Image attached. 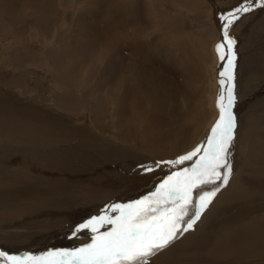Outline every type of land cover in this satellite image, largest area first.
Here are the masks:
<instances>
[{
	"label": "bare ground",
	"instance_id": "6f19581e",
	"mask_svg": "<svg viewBox=\"0 0 264 264\" xmlns=\"http://www.w3.org/2000/svg\"><path fill=\"white\" fill-rule=\"evenodd\" d=\"M6 1L7 6L10 5L9 7L16 3L25 6L26 1L29 2V0ZM159 1L147 0L146 11L144 12L142 9L145 16L141 13L143 7L140 4H136L132 8L133 10H130L133 12L130 17L126 13L113 14L110 9V14L116 17L117 23L114 36L111 35L112 33L106 32L108 22H111L113 18L107 10L100 9L98 11L96 16L100 18L96 20V24L99 27L96 30L93 29L91 37H93V47L101 46L102 50L105 49L104 54L94 57L96 61H102L103 65L100 63L96 67V63H94V67L85 79L86 85L79 88V91L83 93L82 98L68 90L73 86L77 87L78 84L65 83L66 75L58 78L54 76L61 94L56 97L55 107L47 106L46 109L29 104L31 101L25 102L28 105L20 104L22 99H20L19 93L4 84L5 82L0 85L1 88H7V91L3 93L6 94L0 97L1 202L10 199L24 200L34 196L38 198L39 194L42 196L49 194L52 197L50 199L56 201L61 194L59 183L62 171H59V166L69 167L80 159H82L80 165H83V169L90 174L86 177L88 183H94L100 179L106 180L108 186L107 189H104L105 193L108 192L112 195L118 191L116 196L119 197L115 198L114 203H121L125 200L129 202L128 198L130 197L131 200H135L138 199L137 197L149 194L154 190L153 186L169 174L168 166L155 167L157 161L174 160L178 156L192 151L204 140L215 122L217 113L214 114L211 108L209 118L205 117L206 114H203V117L200 114L194 116L196 102L191 101L190 98L187 100L188 94L185 86L181 83L184 80L183 77V80H179V82V78L175 79V83L172 79L169 81L166 76V72H170L172 77L173 75L175 77L174 73L178 70L177 67L181 68L180 65L184 60L183 57H174V52L182 51L180 42L175 40L177 39L175 36H183L180 33L182 22L185 20V16L182 15L183 13L181 14L182 8L184 7V11L188 10L194 7L191 5H199L201 0H177L178 4H165L162 9L156 5ZM206 1L209 6V14H205L201 9L200 15L212 22L209 17L210 13H213L214 9L216 11L218 6L213 3V0ZM233 2L238 3L239 1L233 0ZM238 5L236 4V6ZM135 8L137 9L135 10ZM154 11H158V14ZM167 13L177 15L174 19H169ZM243 16L247 17V15ZM152 17L156 18L157 26H152L155 22L151 25L148 24ZM215 18L216 15L213 18L215 22H213L217 26L218 21ZM249 18L247 17L248 20ZM214 25H211L212 30H214ZM215 29L216 37L211 40L209 46L211 52L213 41L219 38L218 28L215 27ZM212 30L208 27L206 34L209 35ZM261 30L259 39L254 44V39L252 43L243 44L244 49L240 51L244 57L242 56V58L240 55H238L239 58L236 57L234 92L237 100L233 107V113L236 117L237 127L231 146L233 152L230 149L232 175L229 183L217 194L212 204L194 225L193 230L185 233L171 247L152 258L151 264L159 262L164 264H264V33L263 29ZM153 32L156 33L155 37H152ZM259 32L258 30L253 32L254 34H251L252 32L250 34L255 37ZM144 33L145 35H143ZM127 35L132 37L128 39ZM2 39L4 40V38ZM167 39L171 41L169 49L162 44V41ZM204 41L201 42L202 46L205 45ZM113 43L116 45L113 46ZM9 47L7 46V48ZM163 50H166L165 53L169 57L165 62H163L165 57ZM9 52H11L10 49ZM212 55L214 64L218 55L214 51ZM190 56L191 53H189ZM206 57H208V52ZM51 59L53 61H51V68L55 67L57 72L62 66V58ZM190 60L197 63L195 59ZM171 63L172 65H170ZM222 66L219 70L217 69V74L216 71L215 73L210 71V76H208L209 73L205 76L207 84L210 82L209 84L212 86L211 90H215L212 103L216 93V79L219 78V72L223 70ZM196 73L197 65L193 68L192 75ZM112 76L113 78H111ZM199 76L201 73L196 74L193 80H200ZM93 79H96V83L91 85ZM14 80L18 81V78H14ZM190 88L192 89L191 85ZM50 91L52 92L53 89ZM202 103L200 101L199 109L203 106ZM92 104H94V108L89 107ZM84 105H89L87 111L91 113L98 109L101 122L104 125H109L111 122L112 128L95 123L93 125L89 115H80L79 112L86 107ZM77 108H81V111ZM76 110L78 113L74 112ZM52 113H54L53 116L50 115ZM204 118L206 119L204 120ZM114 141H117V145ZM165 144L167 147L182 146H179L174 154L172 149H165L158 153L159 150L166 148ZM142 146H144L143 149ZM96 147L100 154H105L102 159L111 161V163L101 165V169L109 171L107 175H103L99 171L98 164H95L96 161L93 163L91 160H86L88 157H95ZM110 147L113 148L111 154L108 153ZM241 149L244 153H241ZM188 164L190 162H186L183 166ZM141 166L153 167L154 170L144 173L141 171ZM84 181L86 182V180ZM67 185H69L68 182ZM58 186L60 189L55 190ZM62 196L65 201L67 198H73L64 192ZM106 206L104 205L101 210ZM73 219L75 222L78 221L76 214ZM43 224L48 227V223ZM50 224L53 225V223ZM51 232L53 234H43L42 232L35 239L38 241L50 240L45 245L53 247L54 250L57 249L56 247L66 246L69 239L63 242L64 231L54 230ZM16 234L17 237L19 233ZM57 240L58 243H56ZM22 241L25 242L23 239ZM87 242H89L87 233H81L71 243L75 247H79ZM1 246L7 249L11 246L15 251L18 248L21 251L23 247L22 242L18 240L9 243V245L6 242ZM36 247L43 248V245L34 246V248Z\"/></svg>",
	"mask_w": 264,
	"mask_h": 264
},
{
	"label": "rangeland",
	"instance_id": "374dc122",
	"mask_svg": "<svg viewBox=\"0 0 264 264\" xmlns=\"http://www.w3.org/2000/svg\"><path fill=\"white\" fill-rule=\"evenodd\" d=\"M228 1H232V2H227L225 0H213V3H216L218 7L216 8L217 9L216 11L215 9L212 10L214 14L212 12L210 13L211 15L209 17L211 18L212 22H209L206 18H202L200 15L202 13V10L205 12V14H209V6L206 0H201V3L199 5H191L194 7L188 10L184 11V7L182 8L181 14L183 13L182 15L185 16V20L182 22L183 25L180 28V33L183 36H178V35L175 36L177 38L175 40H178L177 42H180L182 51L179 53L174 52V57L176 58L183 57L184 60L180 65L181 68L177 67L178 70L174 73L176 74L175 77L174 75L172 77V74L170 72H166V76L169 81L170 79H172V81L175 82V79L179 78L178 79L179 82V80L184 79L181 83L185 86L186 92L188 94L187 100L190 98L191 101L196 102L194 104V112H195L194 116L200 114L203 117V114L204 115L206 114L205 117L209 118L212 108L214 114L217 113L216 114L217 117H215L214 119L215 121L219 115L218 109L216 108V99L219 92L218 79H216L217 80L216 93L214 96L215 99L212 103V98L215 90H211L212 86L209 84L210 82L207 84V82L205 81V76L208 75L210 71L211 73H215L216 71V74L218 72L217 67L220 61L219 58L217 57V59L215 60L216 63L214 62L213 64L212 52L214 51V53H216L215 46L222 39V33H220V31L222 30V25L226 23V21L222 20L221 17L226 16L230 11H233L240 4L246 2V0H234L236 2L239 1L238 3H234L233 0H228ZM6 2H7L6 0H0V24H1L0 54L2 53L0 55V61H1L0 80L2 79V77L3 79H5V80L2 79L0 81V85L5 82L4 84H7L8 87L13 88L17 93H19L21 95L20 99H22L20 104L28 105L25 102L31 101L32 103L30 102L29 104H35V106L42 108H45L47 106L50 107L54 106L56 97L59 96V94H61V91L56 84L55 77L57 78L62 76L64 77L66 75L67 78L65 79V83L74 82V84H78L77 87L73 86L71 89L68 90H71V92L73 91L72 92L73 94H76V96L82 98L83 93L79 91V88L82 85H86L85 79H87L88 77L87 74H89L90 70H92V68L94 67V63H96V67H98L97 65H99L100 63L101 65H103L102 61H96L94 57L104 54L105 49L102 50L101 46L93 47L92 44L93 37H91L92 36L91 33L93 29L96 30L99 27L96 24V20L100 17H97L96 15L100 9L107 10L109 14H110L109 10L112 9L111 11L113 12V14H116L118 12H120V15L122 13H126L129 14L128 17H130L133 15V12L130 10H133L132 8L136 4H140L141 7H143L141 8L142 11L141 13H143V15L148 5L146 3L147 0L146 1L145 0H102V2L101 0H63V1L62 0H31V1L29 0L30 3L26 1L25 6L24 4H20V3L11 5L12 8L14 7L12 9L11 7H9L10 5L7 6ZM169 3L178 4V1L160 0L156 5L162 9L165 7V4H169ZM236 4L239 5L236 6ZM204 6H206V8H204ZM136 9L137 8H135V10ZM142 9L144 10V12ZM259 9L260 8H254L252 11L242 14L240 16V19L235 21L228 29L229 35L233 37L236 41V44L234 46V51L236 53L237 58H239L238 55L244 57V55H242V51H240L244 49L243 44L252 43L253 39H254L253 40V44H254L256 40L259 39L258 36L262 31L261 29H263V33H264V8H261L260 11L253 13ZM155 12L158 14V11H154V13ZM250 14L252 15L249 16ZM176 15L177 14L169 13L168 17L169 19H174ZM215 15L218 21L217 26L214 25L215 21L213 18ZM243 15H247V17H250L249 20L247 19V17ZM111 18H113V20L111 19V22L110 21L108 22V28L106 29V32L112 33L111 35L114 36L115 35L114 31L116 30V25H117L116 17L111 16ZM153 18L154 17L150 18L151 20L149 21L150 23L148 24L151 25L155 22L154 25L152 26H157V22L155 20L156 18L154 19ZM166 20H167V16L164 19L165 23ZM212 24L214 25V30H212L211 28ZM208 27L212 30V32L209 35L206 34ZM215 27L218 28L219 38L213 41V48L211 52V48H209V46L211 44V40L214 39V37H216ZM258 30L260 32L255 37L254 36L252 37L251 34H254ZM152 34H153L152 37H155L156 33L154 34L153 32ZM143 35H145V33ZM127 36L128 39L132 37L129 35ZM2 38H4V40ZM203 40H205L204 46L201 45V42ZM170 43L171 41H169L168 39L162 41V44H164L168 49ZM63 44H65L64 47ZM115 45L116 44L113 43V46ZM7 46L10 47L7 48ZM175 46H177L176 43ZM9 49L11 52H9ZM163 52L165 53L166 50H163ZM207 52H208V57H206ZM189 53H191L190 57H189ZM196 55L198 57V62L196 59ZM54 57H57L59 59L62 58V66L57 71L59 72L58 74H56L57 72L55 71V67L52 66L51 68V64L53 62L51 58L54 59ZM168 58L169 57L165 53L163 62L167 61ZM190 59L192 60L195 59L197 63L191 62ZM223 62L224 61L221 62V65H223ZM170 65H172V63ZM196 65H197L196 74L201 73V76H199V78L201 79L198 81L197 79L193 80L196 74L192 75L193 68ZM1 66H3L4 68L2 69ZM174 66L176 68V65ZM4 70H5V74H4ZM208 76H210V73ZM14 78H18V81L14 80ZM69 78L71 81L68 80ZM111 78H113V76ZM95 83H96V79H93L91 85ZM190 85L192 89L190 88ZM51 89H53L52 92L50 91ZM6 91H7L6 87L5 88L0 87V97L1 95L4 96L6 93L5 94L3 93ZM200 101L203 102L202 103L203 106L201 105L202 107L199 109ZM93 105L94 104L90 106L84 105V107L85 106L86 107L82 111L80 110L81 108L79 109L77 108L78 110L81 111L79 112V114L80 113H81L80 115L86 114V116L89 115L92 124L95 123L96 125H102V126H106L107 128H112L111 122L109 123V125H104V123L101 122V115L98 114V109H95L93 113L87 111L89 109L87 107L89 106L90 108H94ZM74 112L76 113L77 110ZM92 114L94 115L92 116ZM50 115L53 116L54 113ZM206 118H204V120ZM87 122L91 126L94 125V124L92 125L89 121ZM87 138L90 137L87 136ZM114 143L116 144L117 141H114ZM165 146L166 148L159 150L158 153L165 151V149H169V150L172 149L171 151L174 150V152H172L174 154L177 152L175 150L179 149L178 147L182 145L175 147H170V146L167 147V145L165 144ZM143 147L144 146H142V149ZM112 149H113L112 147L108 148L109 151L108 153L111 154ZM231 152H233L232 149ZM241 153H244L242 149H241ZM94 155L95 157L93 158L88 157L86 160L87 161L91 160L92 162L96 161L95 164H98L97 168L99 169V171L103 175L109 174L108 170L101 169V165L103 163H111V161H106L102 159V156L105 154H100L98 147H96ZM81 162L82 159L76 161L74 164L70 165L69 167L59 166L60 168L59 171H62V176L60 177L61 181L59 183L61 189L58 186L55 190L60 189L59 191L61 194H59V197L56 199V201L50 199L52 197L49 194L46 195L43 194V196L39 194L37 196L38 198H36V196L27 197L26 199H24L25 201L22 199H10V200H5L4 202L0 201V205H1L0 252H5L7 255L10 256H23L26 251V253L31 252V255L38 256L46 251L52 250L53 247L50 246L48 247L47 245H45V243L50 240L38 241L35 238L37 237V235H39L42 232L43 234H49V233L53 234L51 231L54 230H59L60 232L64 231L65 236L63 235V239L65 238L66 240L64 239L65 241L63 240V242H66L69 239L66 246L65 245L63 246L64 248L61 246L60 248L56 247L57 249H62V248L70 249L75 247L73 243H71L72 241H74V238L71 236V231L73 230V226L79 224V222L80 223L83 222L84 219L86 220L90 218V216H92L93 214L95 215L99 214V211H101V208L104 207V205L111 204L116 197H119L116 196L118 191L117 193L116 192L112 193V195L111 193L109 194L108 192L107 193L104 192V189H107L108 186L106 180L104 181L103 179H100V180H96V182L94 183H88L86 177L90 174L85 169H83V165H80ZM81 179L83 180L81 181ZM84 180H86V182ZM67 182L69 183V185L66 186ZM63 192L68 193L73 198H67L65 201L64 196H62ZM128 199H130L131 201V197ZM125 202L127 203V200L121 203H125ZM75 214L77 215L78 218V221L76 222L75 219H73ZM81 217L84 219H82ZM43 223H48V227ZM50 223H53V225H51ZM69 225H71L72 227ZM68 227L71 228L68 229ZM44 231L46 232L44 233ZM16 233H19L17 237H16L17 235ZM53 238H55V236H53ZM2 239L5 242H3ZM22 239L25 242H23ZM16 240L22 242L23 249L21 248V251H19L20 248L16 249L15 251L13 250L14 248H12L11 246H9L10 247L9 249L1 246L4 243L6 244V242L7 245H9V243L14 242ZM56 243H58V240ZM37 245H43V248L41 247L34 248V246ZM155 264H164V263L159 262Z\"/></svg>",
	"mask_w": 264,
	"mask_h": 264
},
{
	"label": "snow or ice",
	"instance_id": "6c2138e0",
	"mask_svg": "<svg viewBox=\"0 0 264 264\" xmlns=\"http://www.w3.org/2000/svg\"><path fill=\"white\" fill-rule=\"evenodd\" d=\"M264 8V0H246L221 19L222 39L215 46L219 61V115L204 140L174 160L157 161L170 168L149 194L127 203H111L99 214L73 226L71 236L87 233L89 242L40 255L10 256L0 252V264H151V260L193 230L232 175L231 146L237 127L233 107L236 41L228 29L242 14ZM190 162L187 166H183ZM183 166V167H181ZM153 167L141 166L144 173Z\"/></svg>",
	"mask_w": 264,
	"mask_h": 264
},
{
	"label": "water",
	"instance_id": "95a60500",
	"mask_svg": "<svg viewBox=\"0 0 264 264\" xmlns=\"http://www.w3.org/2000/svg\"><path fill=\"white\" fill-rule=\"evenodd\" d=\"M221 62H222V61L219 62L218 70L220 69ZM218 80H219V78H218ZM218 86H219V89H220V85H219V83H218Z\"/></svg>",
	"mask_w": 264,
	"mask_h": 264
}]
</instances>
